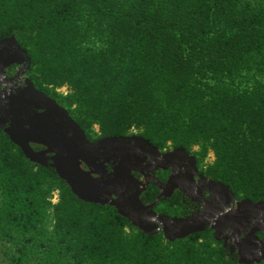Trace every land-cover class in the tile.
<instances>
[{"label": "trees", "instance_id": "trees-1", "mask_svg": "<svg viewBox=\"0 0 264 264\" xmlns=\"http://www.w3.org/2000/svg\"><path fill=\"white\" fill-rule=\"evenodd\" d=\"M10 36L88 140L196 147L210 178L264 201V0H0ZM0 264L239 263L210 231L169 242L79 200L0 130Z\"/></svg>", "mask_w": 264, "mask_h": 264}, {"label": "water", "instance_id": "water-1", "mask_svg": "<svg viewBox=\"0 0 264 264\" xmlns=\"http://www.w3.org/2000/svg\"><path fill=\"white\" fill-rule=\"evenodd\" d=\"M11 65L22 66L21 73L30 65L27 53L15 36L0 39V76ZM2 79L0 130L11 143L31 163L52 168L79 200L113 207L118 215L147 236L161 232L165 240L172 242L210 227L215 230V239L220 240L223 227L243 222L246 213L264 207V201L244 199L236 211L227 210L217 219L209 214L210 208L183 218L155 215L153 209L158 202L149 205L141 202L140 196L147 183L143 184L133 175L144 159L142 151L154 150L148 141L136 135L89 141L68 111L36 89L29 78L23 79L24 86L17 88L10 87L9 79ZM32 144L43 149L35 150ZM106 164L112 165L110 171ZM215 184L232 194L227 185ZM259 242L254 232L244 235L238 244L239 264L264 262V242Z\"/></svg>", "mask_w": 264, "mask_h": 264}, {"label": "flooded vegetation", "instance_id": "flooded-vegetation-1", "mask_svg": "<svg viewBox=\"0 0 264 264\" xmlns=\"http://www.w3.org/2000/svg\"><path fill=\"white\" fill-rule=\"evenodd\" d=\"M21 69L22 66L18 65L5 68L0 81H3L2 77L9 79L11 88L24 86L21 81L28 77L26 72L21 73ZM132 135L139 136L135 131L127 136ZM32 146L35 150L43 149L40 145L32 144ZM153 147L154 150L142 151L141 157L144 159L140 165H137L138 171L133 172V175L143 184L147 183L140 196L141 202L144 205L158 202L153 209L155 215L183 218L210 208L209 214L213 219H217L225 215L227 210L236 211L239 203L244 200L215 184L218 181L206 174L208 158L201 163L193 153L196 147H192L191 151L171 146L163 149ZM106 169L110 171L112 165L106 164ZM206 230L210 231L215 239V230L210 227ZM251 232L255 233L261 243L264 242V207L246 213L243 222L239 221L223 227L219 235L220 240H215L222 244L229 255L238 260V244L244 235Z\"/></svg>", "mask_w": 264, "mask_h": 264}, {"label": "built area", "instance_id": "built-area-1", "mask_svg": "<svg viewBox=\"0 0 264 264\" xmlns=\"http://www.w3.org/2000/svg\"><path fill=\"white\" fill-rule=\"evenodd\" d=\"M59 92H62V93H66L67 92V87L66 86H63L61 87L60 89H58ZM51 201L53 203H55L57 201V194H54L53 198L51 199Z\"/></svg>", "mask_w": 264, "mask_h": 264}, {"label": "rangeland", "instance_id": "rangeland-1", "mask_svg": "<svg viewBox=\"0 0 264 264\" xmlns=\"http://www.w3.org/2000/svg\"><path fill=\"white\" fill-rule=\"evenodd\" d=\"M212 159H213V156H212V154H210L207 161L210 162V161H212Z\"/></svg>", "mask_w": 264, "mask_h": 264}]
</instances>
